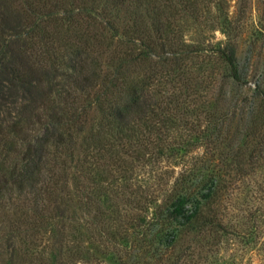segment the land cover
<instances>
[{"label":"rangeland","instance_id":"1","mask_svg":"<svg viewBox=\"0 0 264 264\" xmlns=\"http://www.w3.org/2000/svg\"><path fill=\"white\" fill-rule=\"evenodd\" d=\"M214 2H200L194 18L180 10L185 16L172 23L171 33L186 49V67H179L186 68V85L178 82L180 100L168 104L167 120L155 123L142 147L130 148L125 162L95 161L83 183L70 167L67 185L53 189L46 201L5 191L0 264H264V0L241 1L233 27ZM228 32L239 80L213 52ZM157 76L153 91L164 86ZM13 148L5 151L11 164L22 160ZM174 180L171 191L213 188V218L224 231L182 233L165 250L161 243L174 223L164 221L148 240L159 197Z\"/></svg>","mask_w":264,"mask_h":264},{"label":"trees","instance_id":"2","mask_svg":"<svg viewBox=\"0 0 264 264\" xmlns=\"http://www.w3.org/2000/svg\"><path fill=\"white\" fill-rule=\"evenodd\" d=\"M210 1L0 0V198L15 190L46 201L53 189L67 185L70 167L83 183L93 175L95 161L125 162L130 148L142 147L155 123L167 120L168 104L180 100L174 92L178 82L186 85V68H179L186 67V49L171 33L172 23L185 16L180 10L194 18L200 2ZM241 1L215 0L226 25L233 27ZM213 52L239 80L229 32ZM156 73L164 86L153 91ZM13 144L25 162L7 160L5 151ZM176 183L159 197L149 223L148 240L164 221L174 223L161 243L165 250L176 246L182 233L224 231L213 218V188L171 191Z\"/></svg>","mask_w":264,"mask_h":264}]
</instances>
